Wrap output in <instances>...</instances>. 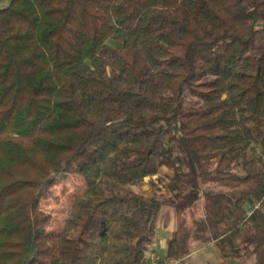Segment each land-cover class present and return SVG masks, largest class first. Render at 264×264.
Instances as JSON below:
<instances>
[{"label": "trees", "instance_id": "1", "mask_svg": "<svg viewBox=\"0 0 264 264\" xmlns=\"http://www.w3.org/2000/svg\"><path fill=\"white\" fill-rule=\"evenodd\" d=\"M70 177L51 229L42 201ZM168 206L155 264L195 241L264 264V0L0 8V264H152Z\"/></svg>", "mask_w": 264, "mask_h": 264}, {"label": "rangeland", "instance_id": "2", "mask_svg": "<svg viewBox=\"0 0 264 264\" xmlns=\"http://www.w3.org/2000/svg\"><path fill=\"white\" fill-rule=\"evenodd\" d=\"M10 2L11 0L3 1L2 3H0V8L9 5ZM166 173H169L168 170L163 168L161 169L160 175L154 178V181L157 183L156 187L154 188L155 190L157 189L158 185L160 186L157 180L163 178L162 175ZM83 184V179L81 177H70L63 181H59L56 183L52 194H50L46 199L42 201V208L46 212L50 213L54 218V223L50 226L51 229H55L56 227L61 225V223L67 216L69 209L71 208L73 198L83 189ZM210 189L214 191H219L226 190L227 188L211 185ZM156 195L159 198L163 199L165 197V190L162 188L157 189ZM168 208L170 207L168 206ZM185 219L187 220L188 225L190 226L192 223L191 215L186 214ZM160 248L161 247L158 246L157 251L160 253V255L164 256L166 251ZM151 257L152 255H150V259ZM254 262L255 260L253 258L250 260H224L222 258L220 250L213 244L207 246L205 245L199 248L193 247L191 254L188 256V261H184L185 264H255Z\"/></svg>", "mask_w": 264, "mask_h": 264}, {"label": "crops", "instance_id": "3", "mask_svg": "<svg viewBox=\"0 0 264 264\" xmlns=\"http://www.w3.org/2000/svg\"><path fill=\"white\" fill-rule=\"evenodd\" d=\"M5 0H0V3H2ZM143 190L148 194L149 193V187L146 185L143 187ZM177 228V213L176 210L172 207H163L160 216L158 219L157 223V230H156V235L153 240V243L150 246V255L157 256L158 260H161L164 256L160 255V253L157 251L158 246L161 247L160 249H163L166 251L167 249V243L168 240L170 239L172 233L176 230ZM213 243L209 244H204L201 242H195L192 243V248L193 247H202V246H207ZM214 245V244H213ZM166 253V252H165ZM188 261V257L183 260Z\"/></svg>", "mask_w": 264, "mask_h": 264}, {"label": "built area", "instance_id": "4", "mask_svg": "<svg viewBox=\"0 0 264 264\" xmlns=\"http://www.w3.org/2000/svg\"><path fill=\"white\" fill-rule=\"evenodd\" d=\"M150 260H152V264H154V263H156V261H158V258L153 255Z\"/></svg>", "mask_w": 264, "mask_h": 264}]
</instances>
